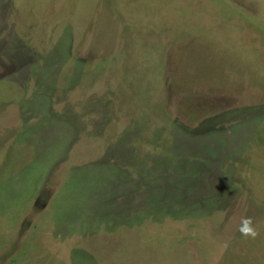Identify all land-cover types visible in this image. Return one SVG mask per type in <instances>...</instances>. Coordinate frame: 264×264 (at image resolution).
I'll return each instance as SVG.
<instances>
[{"label": "rangeland", "instance_id": "rangeland-1", "mask_svg": "<svg viewBox=\"0 0 264 264\" xmlns=\"http://www.w3.org/2000/svg\"><path fill=\"white\" fill-rule=\"evenodd\" d=\"M0 264H264V0H0Z\"/></svg>", "mask_w": 264, "mask_h": 264}, {"label": "clouds", "instance_id": "clouds-1", "mask_svg": "<svg viewBox=\"0 0 264 264\" xmlns=\"http://www.w3.org/2000/svg\"><path fill=\"white\" fill-rule=\"evenodd\" d=\"M239 231L242 235L246 237L250 236L254 238L257 235L254 227H252V220L250 217L242 218Z\"/></svg>", "mask_w": 264, "mask_h": 264}]
</instances>
